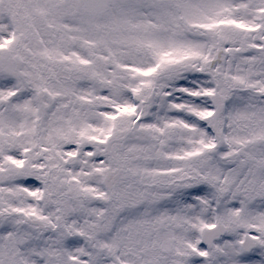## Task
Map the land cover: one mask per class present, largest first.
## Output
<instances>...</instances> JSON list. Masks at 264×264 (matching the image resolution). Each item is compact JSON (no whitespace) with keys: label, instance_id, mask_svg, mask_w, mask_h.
Instances as JSON below:
<instances>
[{"label":"snow or ice","instance_id":"obj_1","mask_svg":"<svg viewBox=\"0 0 264 264\" xmlns=\"http://www.w3.org/2000/svg\"><path fill=\"white\" fill-rule=\"evenodd\" d=\"M0 264H264V0H0Z\"/></svg>","mask_w":264,"mask_h":264}]
</instances>
